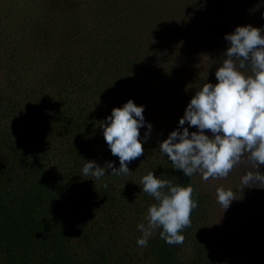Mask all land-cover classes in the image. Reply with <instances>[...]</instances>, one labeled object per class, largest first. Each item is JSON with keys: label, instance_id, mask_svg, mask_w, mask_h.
I'll list each match as a JSON object with an SVG mask.
<instances>
[{"label": "trees", "instance_id": "16d2710c", "mask_svg": "<svg viewBox=\"0 0 264 264\" xmlns=\"http://www.w3.org/2000/svg\"><path fill=\"white\" fill-rule=\"evenodd\" d=\"M80 1L65 26L53 23L58 29L48 39L52 106L39 116L38 138L52 145L0 139V264H206L205 243L182 260L181 244L168 245L158 229L137 253L131 248L140 234L126 241L118 226L155 203L140 184L149 171L193 187L198 206L181 233L185 239L201 221L207 199L194 175L174 169L161 152L142 158L181 130L178 121L196 89L211 83V48L222 34L216 18L225 13L224 0ZM128 100L144 108L141 160L127 165L128 175H112L109 168L101 180L83 175L82 160L119 168L99 124ZM151 100L159 102L148 108ZM148 124L153 137L145 136ZM243 253L236 260L245 255V264H264L261 246Z\"/></svg>", "mask_w": 264, "mask_h": 264}, {"label": "clouds", "instance_id": "9594fccd", "mask_svg": "<svg viewBox=\"0 0 264 264\" xmlns=\"http://www.w3.org/2000/svg\"><path fill=\"white\" fill-rule=\"evenodd\" d=\"M261 28L238 26L225 34L229 42L220 66L215 71L217 83L203 82L187 104L178 124L182 130H173L159 144L174 169L187 177L200 173L204 181L226 178L236 166L244 172L239 191L245 187L264 188V174L258 170L264 165V35ZM143 106L128 100L122 107L113 108L107 123L100 122L103 137L112 155L119 158V168L111 162L100 167L95 161L83 162L82 173L101 180L105 168L119 176L131 173L127 165L143 155L139 129L145 125ZM197 131L189 132L183 127ZM147 125V137L151 131ZM205 130L211 136L205 134ZM142 191L154 198L148 206L146 220L137 226L142 233L139 247H147L153 233L168 245L183 244L182 231L191 226V213L198 205L192 198L194 189L160 179L149 171L142 176ZM107 188V184L103 185ZM218 203L227 209L236 198V192L223 187L216 189Z\"/></svg>", "mask_w": 264, "mask_h": 264}, {"label": "rangeland", "instance_id": "374dc122", "mask_svg": "<svg viewBox=\"0 0 264 264\" xmlns=\"http://www.w3.org/2000/svg\"><path fill=\"white\" fill-rule=\"evenodd\" d=\"M80 4V0L74 4L70 0H0V139L17 138L30 144L36 140L47 148L52 145L45 137L38 138L43 136L38 130L39 116H47L52 106L49 105L53 82L49 77L51 51L48 39L58 29L53 23L65 26L64 21ZM224 11L216 18L218 26H223L222 34L215 35L216 44L211 48L213 68L209 78L212 84L217 83L215 71L228 47L225 34L233 33L238 26L251 25L261 28L264 35V0H224ZM197 51H193L194 59L198 56ZM152 102L159 101L151 100L148 108ZM183 127L190 133L197 131L187 122ZM149 134L154 136V132ZM205 134L211 136L207 130ZM152 149L153 153L139 159L161 156L156 146ZM55 161L53 159L50 164ZM258 170L264 174V165ZM243 172L238 165L226 178L208 181H204L200 173L194 174L193 181L207 201L197 229L189 230L180 246L182 260L189 258L196 244L202 243L207 245L210 256L206 264H245V255L239 260L234 256L241 252L246 254L255 246L264 249V188L245 187L239 191ZM218 187L236 192L237 199L231 201L227 209L217 201ZM146 216V210L138 216L130 215L118 226V236L126 241L136 237L135 234L140 237L142 233L137 226L147 223ZM131 249L141 253L143 247L133 245Z\"/></svg>", "mask_w": 264, "mask_h": 264}]
</instances>
